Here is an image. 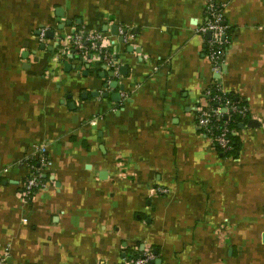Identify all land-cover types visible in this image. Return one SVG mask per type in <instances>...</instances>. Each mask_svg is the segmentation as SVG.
<instances>
[{
	"label": "crops",
	"instance_id": "obj_1",
	"mask_svg": "<svg viewBox=\"0 0 264 264\" xmlns=\"http://www.w3.org/2000/svg\"><path fill=\"white\" fill-rule=\"evenodd\" d=\"M210 2L230 30L219 75L196 31ZM78 30L107 37L114 78L95 55L62 54ZM213 82L248 108L236 159L196 127ZM42 145L46 187L26 202V162L37 166ZM263 234L264 0H0L7 264H128L145 251L149 264H264Z\"/></svg>",
	"mask_w": 264,
	"mask_h": 264
},
{
	"label": "built area",
	"instance_id": "obj_2",
	"mask_svg": "<svg viewBox=\"0 0 264 264\" xmlns=\"http://www.w3.org/2000/svg\"><path fill=\"white\" fill-rule=\"evenodd\" d=\"M228 27L224 24L222 8L210 2L206 7L204 22L197 28L199 34H210L207 42L208 59L212 65V72L219 75L224 63L225 50L229 45ZM120 36L125 37L123 30L119 29ZM45 31H40L39 40L42 41ZM109 41L105 35L97 31L78 30L62 43L64 55H73L77 59H87L88 56H97L102 65L114 73L118 72V63L108 50ZM197 114L196 127L200 133L208 138L220 153L226 154L230 148V137L236 132L230 128L235 117L245 119L248 115L247 105L243 101H233L222 92L220 84L213 82L201 95L195 108ZM242 124V123H241ZM47 147L37 148V166L29 162V173L22 185V197L29 201L35 193L45 188L43 176L49 166ZM150 251H145L128 264H149L153 261ZM7 254L0 256V264H7Z\"/></svg>",
	"mask_w": 264,
	"mask_h": 264
},
{
	"label": "water",
	"instance_id": "obj_3",
	"mask_svg": "<svg viewBox=\"0 0 264 264\" xmlns=\"http://www.w3.org/2000/svg\"><path fill=\"white\" fill-rule=\"evenodd\" d=\"M56 14L58 15V16H62V12H61V10H57L56 11ZM62 28V27H61ZM103 30H104V32H106V31H108V27L107 26H105L104 28H103ZM110 33H111V35L112 36H115V37H118L119 36V31H118V26H111L110 27ZM123 34L125 35L126 34V32H125V30H123ZM47 36H48V38H53V33L52 32H49V33H47ZM207 37L209 38L210 37V34H208L207 35ZM118 42L119 43H124L125 42V38L123 37V36H119V38H118ZM56 44H58V42L56 43ZM128 51L129 52H131V47H128ZM25 56V55H24ZM89 58H91L90 56H89ZM114 59H115V57H114ZM100 64V63H99ZM66 67V70H68L69 68H70V66H68V65H66L65 66ZM105 67V66H104ZM120 70H122V72L124 73V71H125V68H121ZM122 73V74H123ZM109 76L111 77V78H114V72L113 71H111L110 73H109ZM217 77V76H216ZM116 86H117V82L116 81H113V82H111L110 84H105L104 85V88L105 89H107V88H116ZM120 90H122L123 91V87H120ZM92 95L94 96V97H98L99 96V94L98 93H92ZM103 97L104 98H107V95H103ZM111 100L113 101V102H115V103H118L119 101H120V94H114V95H112L111 96ZM256 125H255V122H250L249 123V125H248V127H250V128H253V127H255ZM244 128V124H241V125H239V129L240 130H242ZM262 242L264 243V234L262 235ZM154 255L157 257V255H158V251L155 249L154 250ZM154 264H160L161 263V260L160 259H156L154 262H153ZM152 264V263H151Z\"/></svg>",
	"mask_w": 264,
	"mask_h": 264
},
{
	"label": "trees",
	"instance_id": "obj_4",
	"mask_svg": "<svg viewBox=\"0 0 264 264\" xmlns=\"http://www.w3.org/2000/svg\"><path fill=\"white\" fill-rule=\"evenodd\" d=\"M227 34H228V37H229V35H230V30L229 29H227ZM226 96L229 98V99H231V100H233V101H235L236 99H238L236 96H234L233 94H226ZM241 100V99H240ZM239 100V101H240ZM244 102V101H243ZM245 103V102H244ZM235 119V121H234V123L233 124H230V128H233L234 130H235V132H236V134L235 135H233V136H231L230 137V144H231V148H230V150L226 153V154H222L221 153V156L223 157V158H231V159H236V158H238V156H239V152H240V150H241V142H240V139H239V137H238V133H239V125L242 123H245L246 121H247V119H248V115H247V117L245 118V119H241V118H239L238 116L237 117H235L234 118ZM216 148V147H215ZM217 149V148H216ZM217 151H219V150H217ZM133 258H136V256H133Z\"/></svg>",
	"mask_w": 264,
	"mask_h": 264
}]
</instances>
